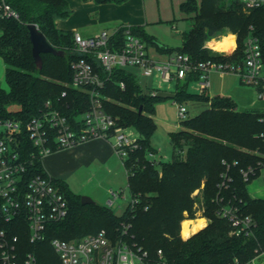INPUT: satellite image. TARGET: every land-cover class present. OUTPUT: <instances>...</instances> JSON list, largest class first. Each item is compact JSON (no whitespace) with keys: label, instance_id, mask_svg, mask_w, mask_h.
Instances as JSON below:
<instances>
[{"label":"trees","instance_id":"obj_1","mask_svg":"<svg viewBox=\"0 0 264 264\" xmlns=\"http://www.w3.org/2000/svg\"><path fill=\"white\" fill-rule=\"evenodd\" d=\"M19 14V19L0 18V57L5 64L7 88L0 86V117H18L27 121L40 115L47 105L57 108L71 122L87 112L90 99L86 92L72 86L73 62L86 58L105 81L106 112L118 125L132 128L139 135V147L129 153L123 166L131 197L122 216L98 203L83 205L81 195L67 182L55 179L69 204V214L52 224L44 241L31 243L28 231L15 230L25 250L35 253L37 264H60L52 240L72 241L106 230L114 240L125 239L155 258L159 250L175 264H249L264 252V198H254L249 184L264 168V113L241 111L234 99L191 91L201 76L197 67L203 62H242L244 41L257 35L264 47V8L246 12L239 0H187L182 11L194 21L185 33L177 54L188 55L193 67L185 79L177 80L170 96L156 90L145 93L135 73L115 68L111 73L94 58L77 53L71 31L60 30L57 20L68 18L72 10L67 0H4ZM96 4H123L128 0H82ZM1 4V0H0ZM29 24H36L64 57L42 54L43 68H37L33 56ZM146 46L156 43L143 28L130 27ZM236 34L238 48L225 56L204 48L206 41L225 31ZM125 28L114 36L121 45ZM124 85V87L121 86ZM156 91V95L152 92ZM66 93L65 96L63 94ZM171 98L178 105H190L195 116L182 120V128L170 134L173 155L170 161L152 160L156 153L152 137L157 130V104ZM142 112L140 113V109ZM263 135V136H262ZM34 148L32 171L44 174L42 160ZM253 169L249 179L244 172ZM199 191L195 196V192ZM232 208L240 217H250L252 230L232 234L233 226L221 211ZM201 217L206 227L187 240L181 237V224ZM127 229L124 230V226Z\"/></svg>","mask_w":264,"mask_h":264},{"label":"built area","instance_id":"obj_2","mask_svg":"<svg viewBox=\"0 0 264 264\" xmlns=\"http://www.w3.org/2000/svg\"><path fill=\"white\" fill-rule=\"evenodd\" d=\"M239 1L246 12L264 8V0ZM0 18L19 19V14L1 0ZM114 36L107 31L89 38L77 33L74 50L96 59L108 73L115 68H137L143 76L156 75L162 83L185 79L193 67L190 57L185 54H177L166 64L153 61L143 39L133 34L130 27H125L121 45ZM234 37V47L230 51L216 50L210 45L212 41L223 39H212L204 48L231 56L238 48V38ZM197 68L202 72L193 83L198 93H207L211 72H230L242 85L253 88L258 100L264 102V47L257 35L252 33L244 41L242 62L208 61L200 63ZM72 69V86L86 92L90 99L89 110L76 121L71 122L64 113L49 104L40 115L27 121L18 117H0V264H37L34 253L25 250L14 231H28L31 243L44 241L48 228L69 214L68 201L55 179L47 171L44 174L33 173L29 147L36 149L33 157L37 155L42 163L54 152L96 139L111 142L122 163L131 151L139 147L138 133L132 128L119 126L117 119L106 112L102 93L105 81L93 63L81 58L73 62ZM121 86L124 87L123 84ZM156 94V91L152 92V95ZM187 112L186 106L179 105L180 119L184 120ZM148 157L157 160L154 153H149ZM252 172V168L244 172L245 180ZM198 193L196 191L195 196ZM109 195L108 207H113L120 199H127L122 190H110ZM137 202L138 199L131 197L128 204L134 208ZM201 214L202 210H199L198 215ZM221 215L230 219L232 234L251 232L253 223L250 217H240L232 208L223 209ZM127 228L125 225L124 230ZM188 238L183 237L184 240ZM51 244L60 264H175L165 257L162 250L151 258L142 247L129 244L125 239L114 240L106 230L72 241L54 239Z\"/></svg>","mask_w":264,"mask_h":264},{"label":"crops","instance_id":"obj_3","mask_svg":"<svg viewBox=\"0 0 264 264\" xmlns=\"http://www.w3.org/2000/svg\"><path fill=\"white\" fill-rule=\"evenodd\" d=\"M186 1L128 0L123 4L117 5L96 4L82 0H67L72 13L66 19L57 20V27L60 30L71 31L74 34L78 33L85 38L94 37L103 31L116 34L121 28L125 27L143 28L148 35L156 40V43L147 46L149 57L159 64H166L177 55L176 49L183 46L184 35L187 31L184 30L185 27L184 25L181 26L180 22L189 19V17L182 11L181 6ZM0 66L2 69L1 73L5 77L6 68L1 57ZM128 70L135 73L137 77L138 74L142 75L137 68H128ZM156 79L159 81V86L157 89L154 88L152 90L156 89L158 92L164 83L157 76ZM177 80L174 79L176 84ZM208 81L209 88L207 94L210 97L217 95L231 97L235 100L241 111L259 112L261 107L264 109V102L257 101L255 98L251 99V96H249L251 94L248 93H252L254 97L255 93L253 89L241 86L235 74L230 72H211ZM193 92H197V90ZM158 106L159 104L156 106L155 121L157 125L158 123L165 125L170 138L171 133L182 128L179 108L174 110L176 114L174 119L177 126L173 127L172 124L164 121V117L160 118V115H158ZM157 115L159 117L156 118ZM155 154H157V151ZM116 156L117 154L111 142L96 139L84 142L70 149L54 152L43 160V164L45 170L51 177L69 182L74 174L79 173L82 169H90L95 164L100 166H115L117 162ZM261 171L249 184V192L254 198H264V185L259 183L262 176ZM88 188L92 194L86 195L95 198L94 190L89 186H85V189ZM75 193L83 196L79 192ZM104 199H107V201L110 199L109 192ZM204 219L206 220L204 227H206L208 220L206 218ZM249 264H264V252Z\"/></svg>","mask_w":264,"mask_h":264},{"label":"rangeland","instance_id":"obj_4","mask_svg":"<svg viewBox=\"0 0 264 264\" xmlns=\"http://www.w3.org/2000/svg\"><path fill=\"white\" fill-rule=\"evenodd\" d=\"M227 4L230 2V0H225ZM181 26L184 25V30L189 32L191 28L193 27L194 21L192 18H189L185 21H181ZM237 36L236 34H233L229 31L223 32L221 35L214 37L212 39H217L221 40L223 37L225 38L226 36ZM238 38V37H237ZM212 39L208 40L211 41ZM235 40V37H234ZM204 44V47L206 43ZM235 43V42H234ZM233 43V45H234ZM217 50V49H216ZM211 51V50H210ZM131 69V68H130ZM2 69L0 66V86L3 88H7V84L5 81L4 74L1 73ZM138 81L145 93H149L152 89L158 88V79H156V75L152 77H145L143 75L138 74ZM243 87L246 88H251L245 85L240 84ZM155 89V90H156ZM176 89V82L173 80L170 83H164L162 85V88L159 89V93L163 96H170L174 93ZM191 91H196L195 85L191 84L190 87ZM253 89V88H251ZM253 92L255 93L254 89ZM251 94L252 98H255L258 101L257 94L248 93ZM179 105H175V103L172 101L171 98L159 103L158 106V115H160V118L164 117V121L166 123H170L173 125V127L177 126V123L175 122L174 116L175 114V109H178ZM187 108V117H193L195 116L194 112L191 110V106L188 104L186 105ZM241 110V109H240ZM259 112L264 113V109L261 107ZM156 116L159 117V116ZM162 115V116H161ZM166 118V119H165ZM159 120V119H158ZM182 120V119H181ZM152 146L153 148L157 151L156 158L158 161H170L172 159L173 155V147L170 143V138H169V133L168 130L165 128V125L163 123H158L157 125V130L154 133L152 137ZM116 164L115 166H100L98 164L93 165L90 169H82L79 171V173L74 174L73 177L69 180L68 185L72 191L79 192L83 194V196H87L86 194H92L90 189H85V186H89L91 189L94 190V196L95 198L91 197L96 203L102 205V206H107L108 201L107 199H104V197H107L108 192L110 190L114 191H123L124 195L126 196V200L120 199L117 201V203L113 207H109L112 209V212L117 215V216H122L125 209L127 208V205L129 201L131 200V193L130 189L128 186V177L126 174V170L123 166L122 160L116 156ZM65 165V163H64ZM261 178L259 180V183H262L264 185V168H262L261 171ZM110 196V195H109ZM90 197V196H88ZM201 217V215H197V218L195 219H187V220H197ZM186 221V220H185ZM206 223V220L204 221ZM183 223V222H182ZM200 231V230H199ZM181 232H182V224H181ZM197 233V232H196ZM92 235V234H91ZM89 236V235H86ZM84 236V237H86ZM181 237L183 239V235L181 233ZM186 238V237H184ZM188 238V237H187ZM36 256V254L34 253ZM58 255V254H56Z\"/></svg>","mask_w":264,"mask_h":264},{"label":"water","instance_id":"obj_5","mask_svg":"<svg viewBox=\"0 0 264 264\" xmlns=\"http://www.w3.org/2000/svg\"><path fill=\"white\" fill-rule=\"evenodd\" d=\"M28 29L30 31V39L33 46V56L38 69L41 70L43 68L42 54H53L60 57L65 56V52L56 49L50 44L45 34L36 24H29ZM139 112H142V108ZM81 202L83 205L96 203L91 197L85 195L81 197Z\"/></svg>","mask_w":264,"mask_h":264},{"label":"bare ground","instance_id":"obj_6","mask_svg":"<svg viewBox=\"0 0 264 264\" xmlns=\"http://www.w3.org/2000/svg\"><path fill=\"white\" fill-rule=\"evenodd\" d=\"M233 43H234V36H226L223 38V40L215 42L212 41L210 45L214 47L217 50L225 49L226 51H230L233 49ZM205 219L199 218L197 220H186L182 223V235L184 237H189L192 234L198 232L205 226Z\"/></svg>","mask_w":264,"mask_h":264}]
</instances>
